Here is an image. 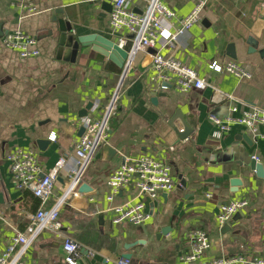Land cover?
Returning a JSON list of instances; mask_svg holds the SVG:
<instances>
[{"label": "crops", "instance_id": "crops-1", "mask_svg": "<svg viewBox=\"0 0 264 264\" xmlns=\"http://www.w3.org/2000/svg\"><path fill=\"white\" fill-rule=\"evenodd\" d=\"M128 2L131 10L140 13L148 0ZM161 2L178 18L200 3ZM27 3L32 4V12ZM101 4L97 0H0V254L10 238L26 229L40 206L31 193L13 187L6 155L21 148L36 152L44 172L65 159L46 208L60 202L61 235L81 247L78 264H120L124 255L131 256L129 264H184L181 257L191 249L186 235L196 229L203 230L210 241L202 261L264 256V178L242 165L257 158L264 173V125L251 132L233 124L215 140L208 119L209 115L224 120L264 110V0L202 1L199 23L172 48L157 44L153 50L133 52L124 79V67L73 46L76 38L90 34L114 42L119 37L128 39L126 32L111 30L110 12ZM59 22L66 23L68 40L59 41ZM17 30L36 38L38 56L20 59L2 44L7 33ZM167 31L171 34L173 28ZM156 52L194 69L206 87L186 94L170 85L158 89L151 71ZM213 61L235 62L251 78L216 74L208 68ZM114 95L107 144L116 155L106 161L100 148L78 174L95 195L72 193L73 179L68 176L75 167L73 150L82 122L98 119ZM89 103L87 116L79 118ZM178 115L192 130L180 142L169 126L183 130L175 120ZM39 141L47 142L43 149ZM140 155L169 164L173 191L149 200L129 187L107 201L109 175L126 159ZM233 179L241 182L236 193L229 191ZM235 199L247 200L249 207L224 230L216 223L218 207ZM139 202L149 215L146 222L139 226L112 223L113 208ZM61 244L54 232H42L26 249L22 264H65Z\"/></svg>", "mask_w": 264, "mask_h": 264}, {"label": "built area", "instance_id": "built-area-1", "mask_svg": "<svg viewBox=\"0 0 264 264\" xmlns=\"http://www.w3.org/2000/svg\"><path fill=\"white\" fill-rule=\"evenodd\" d=\"M109 3L111 12L109 14V26L115 34L126 32L128 39L119 37L117 45L128 53V60L124 66L122 78L130 69L128 62L133 52L138 50H153L160 44L161 47L172 48L176 45L178 38L199 23L202 12V2L185 17L178 18L175 13L164 5L161 0H148L146 8L136 13L129 7L128 0H97ZM27 9L32 12V4L27 3ZM172 29L170 34L167 29ZM166 41H165V39ZM165 41L164 44L161 42ZM2 44L16 52L20 59H27L39 55L36 48L37 40L22 31L7 33ZM208 68L216 74H230L237 79H250V74L235 62L220 64L211 62ZM151 71L155 75L154 82L158 89H166L164 85H170L181 93L201 91L206 87V81L198 73L180 61L165 57L156 52L152 56ZM116 95L111 98L98 119H87L82 122L83 134L77 140L73 156L75 167L69 173L71 179L78 177L89 164L93 155L107 143L109 120L115 105ZM236 113V109L232 110ZM209 121L213 126L212 138H220L229 132L231 126L236 124L251 132H255L259 125H264V110L244 112L241 116L224 120L214 115H209ZM253 159L257 161V158ZM9 173L13 187L17 191H29L40 200L39 210L30 217V222L23 232H17L10 238L6 249L0 254V264H22L23 257L28 246L32 245L39 235L46 231H52L62 239V250L65 264H78L81 253L80 246L69 237H62L61 223L59 221L60 202L46 208V204L53 194V188L57 182L59 172L64 165L65 159L61 158L56 166L44 172L35 151L30 149H12L6 155ZM109 188L107 201L121 190L132 189L139 195L155 200L163 193L173 191L175 182L169 164L162 160L154 159L148 155H140L136 158L125 160L124 164L114 170L106 180ZM211 197V196H207ZM249 207L245 199L230 200L220 204L216 215L218 227H223L238 213ZM144 204H126L113 208L114 218L112 223L119 225L129 223L139 226L149 219L144 211ZM190 244V252L181 257L184 264H264V256L248 257L245 255L222 256L219 258L202 261L205 253L210 248L207 234L200 229L192 230L186 235ZM120 264H129L127 260H121Z\"/></svg>", "mask_w": 264, "mask_h": 264}, {"label": "water", "instance_id": "water-1", "mask_svg": "<svg viewBox=\"0 0 264 264\" xmlns=\"http://www.w3.org/2000/svg\"><path fill=\"white\" fill-rule=\"evenodd\" d=\"M199 2H202L204 0H198ZM102 9L111 12V5L109 3L102 2L101 4ZM204 24V22H203ZM66 23H58V32H59V41L68 40L67 37V28ZM248 45L251 48H255L256 44L253 41H248ZM75 47V50L77 51L80 47L81 49H89L91 52L98 54L111 62H113L117 67L123 69L124 65L126 64V61L128 60L129 56L125 49L120 48L116 42L106 40L104 38L99 37L98 35L90 34L86 36H81L76 38V42L73 44ZM166 89H169V85H164ZM153 103H155V99L151 100ZM92 108V104L89 103L84 110L80 111L79 118H85L87 116V111H89ZM175 120H179L180 123L183 126V130L179 131L173 124L169 123V126H171L172 130L177 136L178 142L184 141L187 139L191 133L192 130L189 129L182 116L178 115L175 116ZM84 132V129L81 128L78 132V136L80 137ZM243 140L246 142L248 141L247 136L242 137ZM47 142L39 141L38 146L39 148L43 149V146H45ZM102 152L104 155H106V161H109L113 156L116 155V150H114L109 144L105 143L101 146ZM100 150V149H99ZM246 165L248 169L255 173L256 176L260 178H264L263 173V167L258 164L253 158L250 159L248 162L244 160L242 162V165ZM241 186V182L237 179H233L230 181V193H236L238 191V188ZM69 190L73 193L77 192L79 194L84 195H95L96 192L86 183H84L79 177H75L70 185ZM3 203L2 195L0 194V204ZM224 230L225 228L228 229V226H223ZM164 232V231H163ZM123 258L125 260H130V255H124Z\"/></svg>", "mask_w": 264, "mask_h": 264}, {"label": "trees", "instance_id": "trees-1", "mask_svg": "<svg viewBox=\"0 0 264 264\" xmlns=\"http://www.w3.org/2000/svg\"><path fill=\"white\" fill-rule=\"evenodd\" d=\"M27 192H29V191H27ZM29 193H31V192H29ZM28 194V193H27ZM32 194V193H31ZM32 197L34 198V200H35V202L37 201V205L38 204H40V200L39 199H37L36 197H34V195L32 194Z\"/></svg>", "mask_w": 264, "mask_h": 264}]
</instances>
